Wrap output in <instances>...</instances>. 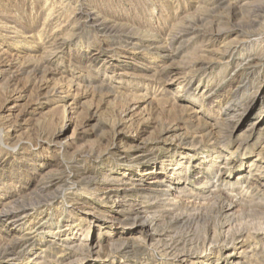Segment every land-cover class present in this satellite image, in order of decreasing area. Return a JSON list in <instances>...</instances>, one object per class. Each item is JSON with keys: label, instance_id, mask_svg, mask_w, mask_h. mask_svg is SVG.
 <instances>
[{"label": "rangeland", "instance_id": "374dc122", "mask_svg": "<svg viewBox=\"0 0 264 264\" xmlns=\"http://www.w3.org/2000/svg\"><path fill=\"white\" fill-rule=\"evenodd\" d=\"M0 264H264V0H0Z\"/></svg>", "mask_w": 264, "mask_h": 264}, {"label": "bare ground", "instance_id": "6f19581e", "mask_svg": "<svg viewBox=\"0 0 264 264\" xmlns=\"http://www.w3.org/2000/svg\"><path fill=\"white\" fill-rule=\"evenodd\" d=\"M189 28V27H188ZM130 205V204H129ZM134 207V206H133ZM129 208V207H128ZM140 208V207H139ZM137 209V208H136ZM132 210V209H131ZM133 211V210H132ZM164 211V210H163ZM163 211H161V212H163ZM134 213H136V212H134ZM130 214V213H129ZM154 214V213H153ZM154 217V216H153ZM137 218L138 217H134L133 219H132V224L133 225H135V226H140L141 228H142V230H145L146 228H148V227H150V226H148L149 224L146 222H142V223H138V221H137ZM141 218V217H140ZM149 218V217H148ZM131 219V218H130ZM141 221V220H140ZM151 223H152V221H151ZM155 224V223H154Z\"/></svg>", "mask_w": 264, "mask_h": 264}]
</instances>
